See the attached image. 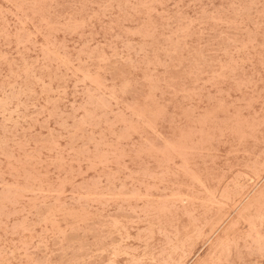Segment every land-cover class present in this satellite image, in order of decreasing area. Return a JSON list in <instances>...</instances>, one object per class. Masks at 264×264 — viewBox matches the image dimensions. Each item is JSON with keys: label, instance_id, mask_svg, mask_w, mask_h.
Returning a JSON list of instances; mask_svg holds the SVG:
<instances>
[{"label": "rangeland", "instance_id": "obj_1", "mask_svg": "<svg viewBox=\"0 0 264 264\" xmlns=\"http://www.w3.org/2000/svg\"><path fill=\"white\" fill-rule=\"evenodd\" d=\"M0 264H264V0H0Z\"/></svg>", "mask_w": 264, "mask_h": 264}]
</instances>
